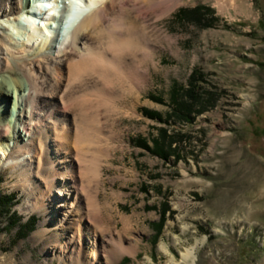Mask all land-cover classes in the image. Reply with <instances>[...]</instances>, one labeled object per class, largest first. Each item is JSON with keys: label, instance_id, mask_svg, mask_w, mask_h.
Returning a JSON list of instances; mask_svg holds the SVG:
<instances>
[{"label": "rangeland", "instance_id": "374dc122", "mask_svg": "<svg viewBox=\"0 0 264 264\" xmlns=\"http://www.w3.org/2000/svg\"><path fill=\"white\" fill-rule=\"evenodd\" d=\"M174 3L167 13L131 19L133 29L123 36L140 46L133 43L126 61L131 70L140 64L144 79L139 86L115 83L104 94L114 106L97 115L91 107L84 119L95 139L90 155L103 165L101 220L92 228L101 255L94 264H264V0ZM14 68L17 75L21 64ZM196 68L209 90L196 99L210 108L186 121L175 116L174 98ZM73 111L68 120L75 126ZM157 138L172 143L168 158L155 152ZM20 172L4 165L0 192L14 194L13 210L22 222L36 215V224L22 239L19 226L8 228L0 216V264H47L43 243L32 235L48 209L21 207L30 180H20ZM120 235L132 253L112 256L109 238Z\"/></svg>", "mask_w": 264, "mask_h": 264}, {"label": "bare ground", "instance_id": "6f19581e", "mask_svg": "<svg viewBox=\"0 0 264 264\" xmlns=\"http://www.w3.org/2000/svg\"><path fill=\"white\" fill-rule=\"evenodd\" d=\"M65 2L69 8L75 5L73 20L66 17L69 8L58 16L62 3L67 8ZM174 2L26 0L24 5V0H0V170L4 165L20 169V180H30L23 209H48L32 235L35 243H43L47 264L54 258L60 264L66 259L94 264L100 258V240L92 228L101 220L103 165L90 155L95 139L84 119L91 107L97 115L114 106L105 92L115 83H142L141 65L132 71L127 63L137 44L123 35L133 29V19H145L155 10L167 13ZM141 52L144 62L149 53L145 48ZM75 80L78 85L71 88ZM40 105L47 107L44 112ZM71 107L75 126L68 120ZM121 237L109 238L112 256L132 253ZM192 253L189 249L183 256Z\"/></svg>", "mask_w": 264, "mask_h": 264}, {"label": "trees", "instance_id": "16d2710c", "mask_svg": "<svg viewBox=\"0 0 264 264\" xmlns=\"http://www.w3.org/2000/svg\"><path fill=\"white\" fill-rule=\"evenodd\" d=\"M207 10L212 12V8L209 9L207 7ZM198 10L194 11L197 12ZM202 16V20H203ZM201 21V17L199 19ZM215 21V18L209 17V23L208 25H213ZM191 76L188 79V85L187 87H184L181 89L180 94H176L174 101L175 104L173 106V111L175 112V116L184 119L186 121H192L194 120V117L192 116V113H202L209 108L203 107L204 101L203 98L196 99L197 96L201 97L203 93L208 92L209 90L201 85V81L204 80V75L202 71L198 68H196L193 72H191ZM213 97H211V102H213V106L217 102L218 94L213 91ZM208 98V97H207ZM211 106V104H210ZM163 133V135H162ZM161 135L159 136L160 138H165L166 139V133L164 130H162ZM165 134V135H164ZM168 137V135H167ZM160 139H156V144L159 146H156L157 148L155 149V152L163 157V158H168V151L167 149H171L172 143L166 144L165 142L160 141ZM173 142V140H171ZM177 142V141H175ZM168 145V146H167ZM170 154V152H169ZM15 196L14 194H3L0 192V216H5L6 219L9 222V227L11 228L13 225L19 226V231L17 234L18 238H26L27 234H29L32 230H34L35 227V222H36V215L30 217L27 221L22 222V217L18 214L17 211L13 210V206L15 205Z\"/></svg>", "mask_w": 264, "mask_h": 264}]
</instances>
